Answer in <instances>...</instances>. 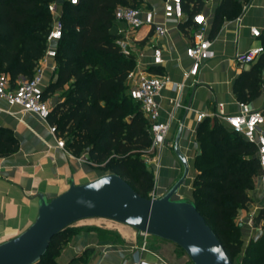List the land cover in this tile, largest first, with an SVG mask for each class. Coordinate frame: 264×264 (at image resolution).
<instances>
[{
  "label": "trees",
  "instance_id": "16d2710c",
  "mask_svg": "<svg viewBox=\"0 0 264 264\" xmlns=\"http://www.w3.org/2000/svg\"><path fill=\"white\" fill-rule=\"evenodd\" d=\"M54 1L0 0V73L10 83L19 76L30 79L33 75L52 20L47 6ZM180 1L181 12L187 16L184 25L190 26L208 0ZM248 1L220 0L209 36L217 33L224 20L237 16ZM135 3L141 0H77L76 5L64 0L59 15L61 36L55 46V80L42 92V100L60 92V101L49 110L46 121L54 126L68 153L76 158L84 155L88 165L120 177L137 195L148 199L153 179L140 158L150 144L148 124L138 104L127 95L126 76L134 60L120 53L108 32L115 9L132 8ZM259 41L262 54L232 85L239 104L247 105L261 94L264 28ZM195 140L198 153L193 159L191 203L233 263L241 248L235 216L249 201L248 193L259 175L255 148L218 120L211 125L201 121ZM17 148L11 133L0 128V155L14 154ZM262 220L264 209L253 222ZM72 234L65 230L55 236L36 264H54ZM238 264H264L263 237L247 245Z\"/></svg>",
  "mask_w": 264,
  "mask_h": 264
},
{
  "label": "crops",
  "instance_id": "0c3cea01",
  "mask_svg": "<svg viewBox=\"0 0 264 264\" xmlns=\"http://www.w3.org/2000/svg\"><path fill=\"white\" fill-rule=\"evenodd\" d=\"M219 2L220 0H208L199 12L206 22L204 36L210 42L211 57L200 64L195 83H184L180 92L173 90L171 84L182 82V74L191 63L185 56V49L194 25H184L187 16L182 14V18L177 22L164 21L163 0H141L140 9L151 10L154 22L162 25L166 33L157 38L151 29L142 27L128 36L131 40L129 55L134 60L132 70L140 69L148 74L155 70L167 80L155 99L158 121L167 124L168 131L165 144L151 155L155 176L150 198L163 196L181 174V165L172 152V142L180 125L178 150L186 159L188 171L173 199L191 202V187L195 176L193 159L198 153L195 133L200 124L195 121V115L204 114L202 122L211 125L214 120H218L215 117L217 114L234 115L239 112V103L232 93V85L237 75L247 70L250 65L237 66L234 56L260 45L259 39L255 40L250 36L249 30H263L264 0H249L243 4L240 13L224 20L217 33L210 37L213 14ZM57 12L60 14V6L57 7ZM118 30L126 31V27L113 21L108 32L115 40L118 39ZM154 48L160 50L159 65L152 63ZM54 68V59L45 58L42 63L43 92L55 80ZM175 99H178L181 107L173 111L169 101ZM43 101L49 110L52 109L60 101V92L47 94ZM247 107L264 115V70L261 94L247 104ZM0 128L8 130L18 145L14 154L0 155L1 244L16 237L32 224L37 214V194L49 201L63 193L70 183L84 184L101 175L94 167L82 161L81 157L85 158L84 155L76 158L65 149L57 148L54 137L49 133L47 121L22 113L19 108L9 106L2 99ZM259 195L257 178L254 188L248 193L249 201L237 210L235 216L241 242L240 258L250 242L264 238V220L256 224L253 222L260 211ZM116 225L121 227L117 230L119 236L116 235V243L104 241L103 237L92 229L75 231L54 259V264H136L137 260L149 264H169L153 247L158 245L157 243L172 244L152 237L148 240L147 236L143 237L129 227ZM142 244L144 250H140Z\"/></svg>",
  "mask_w": 264,
  "mask_h": 264
},
{
  "label": "water",
  "instance_id": "95a60500",
  "mask_svg": "<svg viewBox=\"0 0 264 264\" xmlns=\"http://www.w3.org/2000/svg\"><path fill=\"white\" fill-rule=\"evenodd\" d=\"M64 0H55L58 6ZM178 127L172 152L181 174L159 198H142L120 177L106 174L68 188L47 201L37 194L36 218L16 237L0 244V264H36L51 240L75 223L101 219L131 228L140 235L168 242L180 249L191 264H234L191 202L174 200L188 166L178 150Z\"/></svg>",
  "mask_w": 264,
  "mask_h": 264
},
{
  "label": "built area",
  "instance_id": "2783aa9c",
  "mask_svg": "<svg viewBox=\"0 0 264 264\" xmlns=\"http://www.w3.org/2000/svg\"><path fill=\"white\" fill-rule=\"evenodd\" d=\"M70 5H76L77 0H65ZM57 5L52 2L47 6V10L52 17L50 27L45 39V49L41 59H39L33 75L30 79L17 78L10 83L6 74L0 73V99L4 100L9 106L19 108L22 113L34 115L42 121H46L49 109L42 100V63L45 58L54 59L55 46L61 36V24ZM162 15L164 21L177 22L182 18L180 0H163ZM151 10H141L138 8L117 7L113 13V21L124 24L126 31L118 30L115 44L118 46L123 56H128L130 52L129 35L142 27L152 30L153 34L160 38L166 31L160 24H156ZM194 25L188 46L185 49V56L190 60L189 68L182 74V82L171 84V88L180 92L184 83L190 85L195 83L200 64L211 57L209 51L210 42L205 38L204 31L206 22L201 14L192 17ZM250 36L257 40L260 31L254 28L249 30ZM261 45L249 48L244 54L235 55L234 62L237 66L254 64L262 54ZM152 63L159 65L161 63L160 50H152ZM167 83L166 78L146 73L144 70H131L126 76V85L128 87V97L139 106V110L148 124V133L150 144L146 150L147 154H152L156 149L165 144V136L168 131V125L158 121V109L156 97L159 91ZM172 110L181 107L178 99L169 101ZM204 114L197 113L195 121L197 123L204 119ZM219 122L224 124L231 132L238 134L248 144L255 148V156L259 165V208L264 209V115L260 111L249 110L247 105L239 104V112L234 115L217 114L215 116ZM49 133L54 137L55 146L64 149L63 141L56 137L54 126L48 125ZM85 162V159L82 158ZM149 161V160H148ZM145 237V235H142ZM140 250H144V244ZM136 264H149L143 260H137Z\"/></svg>",
  "mask_w": 264,
  "mask_h": 264
},
{
  "label": "rangeland",
  "instance_id": "374dc122",
  "mask_svg": "<svg viewBox=\"0 0 264 264\" xmlns=\"http://www.w3.org/2000/svg\"><path fill=\"white\" fill-rule=\"evenodd\" d=\"M141 5H142L141 3H135V5L132 6V8L140 9V8H142ZM151 155L152 154H145L140 158L143 162L144 167L151 173L152 179L154 182V176L155 175H154V170H153L152 165H151L152 164V158H151L152 156ZM94 169L101 176L109 174V173H107V171H105L99 167H96V168L94 167ZM149 198H150V194H149ZM118 228H121V227L119 225H116V224L109 222V221H106V220L89 219V220L79 221V222L75 223L74 225H72L71 227L67 228L66 230H69L70 233H74L75 231L80 230V229H86V230L92 229V230L99 231V233L104 232L101 234L104 241H107L108 243H116L117 242L116 235L119 236L117 233ZM146 238L148 240H151V237H149V236H147ZM157 244L158 245H155L153 247L154 251H156V253H158V255H160L165 260H167L169 262V264H191L189 262V260L186 258V256L183 254V252L180 249H178L176 246L163 244V243L162 244L157 243ZM62 248H61V250H62ZM61 250H60V252H61ZM239 261H240L239 256L235 257L233 259L234 264H238Z\"/></svg>",
  "mask_w": 264,
  "mask_h": 264
}]
</instances>
